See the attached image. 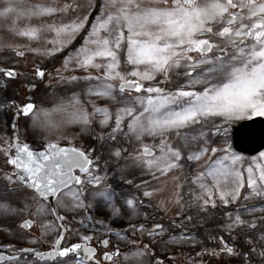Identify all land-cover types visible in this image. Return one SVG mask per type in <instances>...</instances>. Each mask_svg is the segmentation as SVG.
<instances>
[{
	"label": "snow or ice",
	"instance_id": "obj_1",
	"mask_svg": "<svg viewBox=\"0 0 264 264\" xmlns=\"http://www.w3.org/2000/svg\"><path fill=\"white\" fill-rule=\"evenodd\" d=\"M70 7L67 4L60 7L55 3L29 6L19 0H6L0 7V17L7 18L13 13L17 19L50 15ZM93 7L95 5H88L89 9ZM96 10L98 14L92 20H89V11L71 25L56 27V31L68 32V39L78 31L86 32L83 44L68 54L64 68L74 63L76 68L82 69L86 75H73L70 79L86 81L88 94L107 98L116 106L114 111L107 106L93 104L94 111L89 113L75 98L69 105H60L55 109L67 113L68 119L62 123L51 121L49 111L36 109L32 102L23 105L17 114H31L33 122L46 130L59 129L63 123L82 122L87 125L90 117L96 113L104 118L101 124H107L114 117L113 132H122L123 126H126L125 134L133 135L141 143L145 136L160 138L159 155L147 145L144 146V154L152 157L146 161L147 165L157 168L161 175L182 168L188 161L207 158L209 152L227 153L210 160L205 164V170L195 176L202 190L197 199L203 200L204 205L212 203L215 206V201L210 199L215 195V190H219L224 204L237 199L240 189L244 187L241 179L243 173L238 170L243 158L231 153L230 146L217 148L211 145L221 136L227 144L230 129L225 125L254 115L264 116V0H103ZM13 30L19 35L31 37H36L39 32L38 28L32 27H14ZM121 51L132 66V70L126 73L121 71ZM93 70L97 74H93ZM56 72L59 74L60 69ZM12 74L8 72L9 76ZM36 74L45 76L44 71H37ZM174 75L182 77L183 82L174 91H169L166 86ZM157 76L163 79H157ZM144 81L152 83L146 85ZM74 97H78V94L74 93ZM217 119L220 123H216ZM196 125L200 127L195 132L191 131ZM205 126L210 127L216 139L205 131ZM171 135L177 138L176 146L169 141ZM111 139L115 140L116 136L112 135ZM15 147L16 154L6 162L18 171L5 176L8 184L0 189V200L11 195L24 202L25 206L21 209L0 203L3 212L20 215L30 207L27 201L31 200L38 202L39 215L49 211L45 203L49 197H57L59 204L64 189H69L76 207H84L81 193L70 189V185L83 183L77 170L87 174L89 182L101 184V177L93 174L94 159L81 148L61 147L56 142L48 141L44 151H33L27 143L20 144L18 138ZM193 147H198L199 151H191ZM115 155L119 156L120 151L117 150ZM260 155L264 156V153ZM134 159L142 161V156L137 155ZM247 172L252 194L264 197V166H261L258 178H253L251 165ZM209 177L213 181L211 185L205 183ZM226 186L228 190H225ZM151 195V192H144L146 197ZM94 196H103L113 203V211L119 212L106 188L96 191ZM126 204L134 208L136 201L126 199ZM256 210L252 208L248 211ZM260 210L264 211V208ZM50 211L55 212L56 209ZM228 217L230 223L225 227L230 234L245 225L252 228L257 226V221L242 219L238 211L234 218L232 213H228ZM58 219L63 220L64 217ZM33 223L22 217L21 227L29 228ZM42 227L46 229L47 225ZM155 227L161 232L165 230L163 225L157 224ZM260 238L264 240V234ZM62 239L64 237L59 235L57 247L47 256L67 257L70 252H75L78 257L75 264H89L94 260L96 249L87 246L92 240L91 236L82 237L83 245L75 243L60 248ZM172 239L181 243L195 240L186 233ZM220 240L224 238L220 237ZM245 242L251 244L247 237ZM102 243L107 246L109 240L103 239ZM80 250L86 253L83 259L79 258ZM146 251L147 248L133 252L131 256L141 257ZM219 251L238 254L227 244ZM252 251L264 257V248L253 247ZM212 254L216 255L217 250H212ZM116 255L118 252H106L105 259L111 260ZM128 258L125 256V259ZM16 260L19 264V259ZM95 264L100 262L96 261ZM156 264L162 262L157 261Z\"/></svg>",
	"mask_w": 264,
	"mask_h": 264
},
{
	"label": "rangeland",
	"instance_id": "obj_2",
	"mask_svg": "<svg viewBox=\"0 0 264 264\" xmlns=\"http://www.w3.org/2000/svg\"><path fill=\"white\" fill-rule=\"evenodd\" d=\"M5 2L6 0H0V7ZM19 2L29 6L55 3L60 7L66 4L71 7L50 15L22 16L17 19L16 14L13 13L7 18L0 17V66L15 68L21 73L18 79L11 81L0 74V179L15 172L14 167L6 161L12 158V149L16 144L14 140L17 138L22 144L27 143L34 150L44 149L48 141L81 148L94 159L93 174L101 177V184L89 182L87 174H83L81 175L84 178L83 183L70 188L72 192L81 193L84 207L75 206L76 201L69 189L63 192L60 198L64 200V212L68 216L75 208H94L110 213L117 222L138 221L137 223L145 225V230L150 228L154 231L156 240L161 241L156 247L159 257L164 258L165 261L169 260L170 264H264V257L252 251L253 247L264 248V240L260 238L264 234V211L260 210L264 208V197L252 194L247 172L251 165L254 169L253 178H258L260 168L264 166V156L260 155L264 151L254 157L236 154L243 158L238 170L243 173L241 179L244 182L237 199L224 204L219 197V190H215V195L210 198L215 201V206L212 203L204 205L203 200L197 199L202 190L194 178L200 171L205 170L206 163L227 153L209 152L207 158L188 161L182 168L161 175L157 168L147 165L146 161L152 157L144 154V146L147 145L159 155L160 138L145 136L141 143L133 135L125 134L126 126H123L122 132H113L114 117L107 124H101L100 121L104 118L96 113L90 117V123L87 125L82 122L63 123L61 128L55 130H46L34 123L32 115L27 118L22 116L16 122L18 108L30 97L36 101V109L48 110L50 120L56 123L67 121L68 115L55 109L60 105H69L75 98L79 99L89 113L94 111L93 104L98 107L107 106L113 111L116 107L107 98L89 95L86 81L70 79L73 75L80 77L86 75L82 69L76 68L74 63H69L67 68H64L68 54L83 44L86 32L78 31L74 37L68 39V32L56 31V27L71 25L89 11H91L89 20H92L98 14L96 9L103 0H19ZM89 4L95 7L89 9ZM14 27L38 28L39 32L36 37L22 36L13 30ZM57 48L61 50L57 51ZM18 52L24 54L18 55ZM54 55L60 57L51 61ZM120 63L121 71L126 73L132 70L123 51L120 54ZM57 69H60L59 74L56 72ZM40 70L47 71L46 81L42 85L38 84L36 77L37 71ZM93 74H97L95 70ZM128 78L132 79V77ZM172 78L173 81L171 80L167 85L169 91H174L175 84L181 85L183 82L180 76L174 75ZM157 79L163 77L157 76ZM144 83L148 85L152 82L144 81ZM74 93L78 94V97H74ZM254 117L256 116L234 121L225 127L229 128ZM126 123L127 120L125 125ZM199 127V125L193 126L191 131L195 132ZM205 131L216 139L210 127L207 129L205 126ZM112 135L116 136L115 140L111 139ZM169 141L176 146L177 138L174 135L169 137ZM232 141L233 135L229 132L227 144L221 136L211 146L227 148ZM8 145L11 147L8 148ZM201 146H203L202 141ZM117 150L120 151L119 156L115 155ZM191 151H199V148L193 147ZM137 155L142 156V161L138 162L134 159ZM220 178L223 182V177ZM205 183L211 185L213 181L209 177ZM178 185L180 187H177ZM105 188L113 196L115 208L119 209L118 213L113 211L112 202L107 201L103 196H94L96 191H103ZM225 190H228L227 186ZM145 191L151 192L152 195L144 196ZM126 199H134L135 207L128 206ZM252 208L257 210L248 211ZM237 211L242 219L257 221V226L252 228L245 225L230 234L225 227L230 223L228 213H232L234 218ZM41 215L42 213L36 214L35 217L39 218ZM188 217L191 219L189 220ZM157 224L163 225L165 230L161 232L160 229H156ZM181 226L185 227L181 228ZM181 233L190 234L195 240L191 243H181L172 239L173 236ZM220 237L224 240L221 241ZM245 237L251 240V244L245 242ZM225 244L233 247L238 254L219 251ZM205 249L207 251H204ZM214 249L217 250L216 255L212 254Z\"/></svg>",
	"mask_w": 264,
	"mask_h": 264
},
{
	"label": "flooded vegetation",
	"instance_id": "obj_3",
	"mask_svg": "<svg viewBox=\"0 0 264 264\" xmlns=\"http://www.w3.org/2000/svg\"><path fill=\"white\" fill-rule=\"evenodd\" d=\"M42 77V83L46 81L47 71ZM0 74H4L0 71ZM37 77V76H36ZM34 78V77H31ZM14 152L16 147L12 149ZM8 182L4 177L0 179V189L4 188ZM15 187L16 185H12ZM61 196V195H60ZM60 198V197H59ZM0 203H8L14 208H24L25 204L17 200L14 196L8 195ZM30 207L22 214L17 215L11 212L0 210V264H75L78 259L75 252L67 257H53L51 259L38 258L36 254L24 253L23 249H35L38 253H48L57 247L56 240L59 235L64 239L60 241V248L70 247L72 244L85 243L82 239L84 235H89L92 240L88 242V247L95 248L94 260L89 264H156L157 261L170 264L160 258L157 241L152 229L145 230V225L134 223L133 221L117 222L112 215L106 211H100L94 208H75L70 216L64 212V200L62 197L57 202V197L53 201H45L49 211L43 212L38 218L37 201H27ZM55 208L52 212L50 209ZM64 217L63 220L58 217ZM22 217L31 220L34 223L29 228L21 227ZM51 222V223H49ZM42 225H47L45 229ZM143 226V230H141ZM148 226V225H147ZM149 227V226H148ZM157 229V228H156ZM146 231V232H145ZM103 239L109 240L105 246ZM147 248L144 256L132 257L131 253ZM106 252H118L111 260L105 259ZM86 253L80 250V259ZM128 256V259H125ZM164 257V256H162Z\"/></svg>",
	"mask_w": 264,
	"mask_h": 264
},
{
	"label": "water",
	"instance_id": "obj_4",
	"mask_svg": "<svg viewBox=\"0 0 264 264\" xmlns=\"http://www.w3.org/2000/svg\"><path fill=\"white\" fill-rule=\"evenodd\" d=\"M12 73L8 77L15 78L16 74L14 72ZM234 139L235 142L230 147L231 152L243 153L249 156L258 154L264 150V121L254 120L235 128Z\"/></svg>",
	"mask_w": 264,
	"mask_h": 264
},
{
	"label": "bare ground",
	"instance_id": "obj_5",
	"mask_svg": "<svg viewBox=\"0 0 264 264\" xmlns=\"http://www.w3.org/2000/svg\"><path fill=\"white\" fill-rule=\"evenodd\" d=\"M126 68H130L129 66H126ZM219 120L217 119V121H216V123H219L218 122ZM209 128V126H207V129ZM203 143V142H202ZM183 227H185V226H181V228H183Z\"/></svg>",
	"mask_w": 264,
	"mask_h": 264
}]
</instances>
